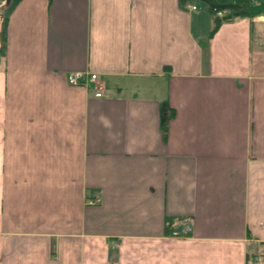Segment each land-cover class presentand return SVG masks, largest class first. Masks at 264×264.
Segmentation results:
<instances>
[{"label": "crops", "instance_id": "0c3cea01", "mask_svg": "<svg viewBox=\"0 0 264 264\" xmlns=\"http://www.w3.org/2000/svg\"><path fill=\"white\" fill-rule=\"evenodd\" d=\"M196 6L0 15V264H264V14Z\"/></svg>", "mask_w": 264, "mask_h": 264}, {"label": "trees", "instance_id": "16d2710c", "mask_svg": "<svg viewBox=\"0 0 264 264\" xmlns=\"http://www.w3.org/2000/svg\"><path fill=\"white\" fill-rule=\"evenodd\" d=\"M17 0H10L7 8H11ZM196 0H179L184 6L187 2ZM206 5L207 11L214 17V26L209 34L225 21H230L238 17H255L264 14V0H199ZM6 8V9H7ZM8 11V10H7ZM6 11V12H7ZM221 12V15H216Z\"/></svg>", "mask_w": 264, "mask_h": 264}, {"label": "built area", "instance_id": "2783aa9c", "mask_svg": "<svg viewBox=\"0 0 264 264\" xmlns=\"http://www.w3.org/2000/svg\"><path fill=\"white\" fill-rule=\"evenodd\" d=\"M186 7L189 8L190 10H196V6L193 4H186ZM216 15H221V12H216ZM67 81L71 85H86L88 83H93L96 85L95 87V96H101L102 95V89L98 83L97 75L95 73H90L86 71H75L67 74ZM98 199H90L89 203H94ZM187 230H180L174 231L172 234L173 235H180L186 233ZM253 264H260L258 258L254 261Z\"/></svg>", "mask_w": 264, "mask_h": 264}, {"label": "rangeland", "instance_id": "374dc122", "mask_svg": "<svg viewBox=\"0 0 264 264\" xmlns=\"http://www.w3.org/2000/svg\"><path fill=\"white\" fill-rule=\"evenodd\" d=\"M10 3V0L9 1H7V0H0V15H1V17H5L6 16V14H7V10H8V8L7 9H5V7H6V5H8ZM195 3H196V5H199V8H200V11L201 12H204V11H206V5L203 3V2H201V1H199V0H196L195 1ZM198 11V10H197Z\"/></svg>", "mask_w": 264, "mask_h": 264}, {"label": "water", "instance_id": "95a60500", "mask_svg": "<svg viewBox=\"0 0 264 264\" xmlns=\"http://www.w3.org/2000/svg\"><path fill=\"white\" fill-rule=\"evenodd\" d=\"M8 1V0H7Z\"/></svg>", "mask_w": 264, "mask_h": 264}]
</instances>
